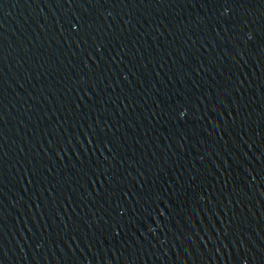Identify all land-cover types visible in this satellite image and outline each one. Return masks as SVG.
<instances>
[{"label":"water","instance_id":"95a60500","mask_svg":"<svg viewBox=\"0 0 264 264\" xmlns=\"http://www.w3.org/2000/svg\"><path fill=\"white\" fill-rule=\"evenodd\" d=\"M0 264H264V0H0Z\"/></svg>","mask_w":264,"mask_h":264}]
</instances>
